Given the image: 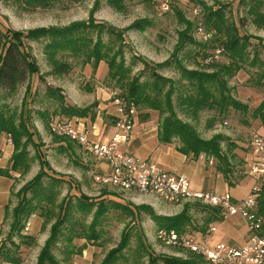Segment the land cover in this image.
Returning a JSON list of instances; mask_svg holds the SVG:
<instances>
[{
    "label": "rangeland",
    "instance_id": "obj_1",
    "mask_svg": "<svg viewBox=\"0 0 264 264\" xmlns=\"http://www.w3.org/2000/svg\"><path fill=\"white\" fill-rule=\"evenodd\" d=\"M242 1L192 0L189 3L174 2L168 12L161 11L158 3L153 0H124L115 8L109 6L107 0H60L48 9H37L32 12H26L12 4H5L0 1V23L11 30L22 33L41 28L66 29L81 23L91 27L104 24L121 33L124 40V57L126 64L131 69L129 80L139 76L143 69L141 63L132 65L134 58L140 57L146 60L150 68L154 69L159 76L175 85L176 92L173 95V104L177 118L192 126L203 141H210L218 136L224 140L221 144L222 150L230 159L231 164L229 180L238 184L228 186L222 177L216 181L213 179L206 181L204 167L207 166L213 173H216L217 161L211 157L200 155L199 158L202 160L198 158L194 164H191L194 169L185 173L191 184V189L196 192H202L206 189L215 194L229 192L236 199H241L246 195L248 196L255 185V179L248 175L245 162L246 154L250 153L248 133L250 130H256L264 135V123L252 116L254 110L264 101V88L252 87L248 81L250 77L257 74L259 69L245 66L233 78L228 79L230 96L246 105V112L230 110L228 115L222 117L214 111H203L198 113L196 118H193L192 115L183 113L178 106L179 95L189 94L190 88L187 86L188 83L181 78L180 66L177 64H181L187 71L213 72V69L206 65L201 57L203 48L208 54L213 53L210 41L214 38V34L213 32L210 34L209 28L204 25V17L209 9L215 11L223 8L226 21L232 22L238 28L240 36H252L264 41V26L257 27L250 22L246 17V8ZM142 22L146 24L144 29L132 28L136 23ZM88 36L96 39L97 30L90 32ZM188 38H191L192 42L195 43L187 42ZM102 39L107 42V36L104 34ZM27 46L36 60L39 76L36 75L28 83L19 86L17 91L1 105L7 106L9 113L14 114L17 126L20 125V115L24 114L29 128L38 135L45 160L50 168L64 180L60 187L61 196L58 197L56 204L52 207L53 214L58 212V204L69 190L72 194L71 203L72 205L75 204L76 195L69 180L78 185V190L84 196L107 205V219L104 221L99 241L102 245L94 247L95 254L87 264H100L107 252L118 245L122 233L128 226L133 228L132 247L136 245L135 234L142 232L146 242L158 255H165L194 264H209L202 259L199 260L185 249L168 247L158 242L155 237L156 226L148 216L143 215L138 222H134L130 218H124L121 212L114 208L113 204L118 202L131 206H146L151 208L156 216L160 217H175L190 208L187 212L197 228L204 224L206 212L201 211L202 207L193 206L195 204L168 205L153 195H141L133 191L120 192L115 188L103 186L95 182L92 172H96L95 165L105 170L106 164L87 154L69 139L53 135L50 132L51 119L60 122L65 121V117L60 114L62 103L75 106L81 110L92 109L95 114L100 112L104 118L108 119L106 111L99 107H108L113 112V106L110 103L111 93L127 94L125 89L120 88V83L117 80L109 77L108 66L102 62L97 68H94L92 62L85 64L83 57L76 58L68 55L63 60L70 65L71 69L67 74L59 75L54 73L53 67L45 58L43 53L44 41H30ZM261 61L264 62V54L261 55ZM216 63L227 64L228 59L222 55L216 59ZM151 81L153 79L150 78L148 72L142 74L140 83ZM123 82H128V80L125 81L124 79ZM48 88L59 89L64 100L60 101L48 96L46 94ZM165 90H167V86ZM160 100L164 106L163 95H161ZM140 108L137 110L136 122L148 123L151 127L148 133H152L154 137L142 142L141 144L145 149H140V152L136 154L141 159L147 158L159 166V158L168 157L180 144L175 137L170 143L162 142L156 134L155 130L157 129L159 132L167 114L160 116L158 111L146 107ZM40 114H46L45 120L40 118ZM135 126L133 132H138L139 125L136 128ZM12 141L11 135L3 134L0 141L1 150L4 149L6 153L7 149L4 148V145L11 144L13 147ZM228 146L230 151H228ZM28 151L30 157L27 160L28 171L26 173L23 175L12 173V179L0 177V245L7 243V235L14 220L12 210L19 200L18 190L31 182L40 172L41 164L36 147L28 146ZM5 153L2 151L0 159ZM12 154L7 164L1 163L2 165H0V169L6 170L7 173L12 164ZM187 157L190 158L191 156ZM182 172L183 170H181ZM75 209L76 207L72 209L74 217L82 218V213ZM91 218L92 215L89 214L86 226H88ZM35 219L36 217L32 216L23 230V234L34 238L35 243L31 247L21 246L17 254L20 264H36L38 254L44 246V244L43 246L39 244L38 239L43 237L38 235L46 234L49 236V229L55 221L54 215H52L48 224L42 225L39 234H35L32 228ZM212 226L216 228V231L211 235V243L221 242L237 246L244 243L249 235L248 228L238 218L223 220L222 223H212L201 236L192 231L190 235L197 239H203L204 236L206 238ZM14 242L18 243L19 239L15 237ZM83 243V241L75 240L74 245L81 246ZM53 251L58 259L63 258L60 249L56 248ZM79 257L81 256L72 257L70 263L77 264L76 260H79Z\"/></svg>",
    "mask_w": 264,
    "mask_h": 264
},
{
    "label": "trees",
    "instance_id": "obj_2",
    "mask_svg": "<svg viewBox=\"0 0 264 264\" xmlns=\"http://www.w3.org/2000/svg\"><path fill=\"white\" fill-rule=\"evenodd\" d=\"M0 1L12 4L26 12H32L37 9H48L60 0ZM122 2L124 0H107L108 5L114 8ZM242 3L246 8V17L250 22L257 27L264 26V0H243ZM204 18V25L209 28L210 34L212 32L214 34V38L210 41L213 53L208 54L203 48L201 57L204 63L213 69V72L187 71L181 64H177L180 66L181 78L188 83L187 86L190 88L189 94L179 95L178 106L183 113H188L193 118L203 111H214L222 117L228 115L230 110L246 112L247 106L230 96L228 79L233 78L245 66L253 69L258 68L257 74L250 77L248 81L252 87L264 88V62L261 61V55L264 54V41L252 36H240L238 28L232 22L226 21L223 8L215 11L207 10ZM145 26L146 24L142 22L136 23L132 28L142 30ZM96 30V39L88 36L90 32ZM103 34L107 36V42L102 39ZM188 39L187 42L195 43L191 38ZM30 41H44L45 58L53 67L54 73L59 75L67 74L71 69L70 65L63 60L68 55L76 58L81 56L84 58L85 64L92 62L94 68L104 62L108 66L109 77L117 80L120 83V88L127 91V94L120 96L133 103L136 110L146 107L158 111L160 116L167 114L158 132V137L162 142L170 143L175 137L180 144L177 151L182 155L191 156L195 160L200 155L215 159L217 161L216 171L224 176L228 186L234 185L229 180L231 175L230 159L223 152L221 146L224 140L218 136L210 141H203L192 126L177 118L173 104L175 85L159 76L154 69L150 68L146 60L140 57L134 58L132 65L141 63L143 69L139 76L129 80L131 69L126 64L124 57L123 35L111 26L101 24L91 27L81 23L66 29L41 28L22 33L11 30L0 23V141L3 134L11 135L13 140L10 170L7 173L6 170L0 169V177L12 179V173L23 175L28 171L27 160L30 157L28 146L36 147L41 164L40 172L17 192L19 200L12 210L14 220L7 235V243L0 245V263L20 264L17 254L21 246L31 247L34 245V238L23 234V230L32 216L41 218L43 225L48 224L52 215L55 219L50 227L49 236L38 254L36 264H69L72 257L81 256L87 247H100L102 245L99 242L103 231L102 227L107 219V205L81 194L78 185L70 180L69 183L76 195L75 204L71 203L72 194L69 190L58 204V212L53 214L52 207L61 196L60 187L64 180L50 168L45 160L38 135L29 128L24 114L20 115V125L17 126L14 114L9 113L7 106L1 105L17 91L19 86L28 83L32 77L39 76L36 60L27 46ZM218 51L219 54H217ZM222 55L228 59L227 64L216 63V59ZM145 72H148L153 81L140 83V78ZM124 79L128 82H123ZM166 86L167 90H165ZM46 94L57 100H64L59 89L48 88ZM161 95H163L164 106L160 100ZM60 114L65 117L64 122L73 117L94 120L96 116L92 109L81 110L63 103L60 106ZM252 116L264 123V101L254 110ZM45 117L46 114H40L41 119L45 120ZM228 151H230L229 146ZM1 153L0 148V156ZM248 154H246L245 162ZM261 188L258 213L264 215V182H262ZM113 206L126 219L130 218L132 221L138 222L143 215L148 216L154 222L157 230H173L180 235H190L192 231L201 236L210 224L222 223L224 220L220 210L199 204L193 206L202 207L201 211L206 212L204 224L199 228L194 226L192 217L187 212L190 208L175 217H160L146 206H131L118 202H114ZM74 207H76L75 210L82 213V218L74 217L72 212ZM89 214L92 215V218L86 226ZM132 231V226H128L124 230L118 245L107 252L100 264H194L156 254L150 244L146 242L142 232L135 234L136 245L132 247ZM15 237L19 239L18 243L14 242ZM75 240L84 243L81 246H76L74 245ZM56 248L60 249L63 254L61 260L53 251Z\"/></svg>",
    "mask_w": 264,
    "mask_h": 264
},
{
    "label": "built area",
    "instance_id": "obj_3",
    "mask_svg": "<svg viewBox=\"0 0 264 264\" xmlns=\"http://www.w3.org/2000/svg\"><path fill=\"white\" fill-rule=\"evenodd\" d=\"M153 1L158 3L161 11L168 12L174 2L189 3L192 0ZM110 96L112 120L117 131L112 139L103 143L93 142L89 135L96 130L94 124L88 131L82 123L75 126L54 119L49 125L50 132L69 139L87 154L106 164L105 170L92 172L95 182L120 192L153 195L168 205L199 204L216 208L224 220H242L249 233L246 242L240 246L211 243V235L216 231L214 226L210 227L207 237L203 239L180 235L173 230H157L155 237L158 242L168 247L185 249L209 264H264V215L258 213V200L264 182V135L256 130L248 133L250 153L246 167L248 175L255 179V185L246 198L237 200L229 193L196 192L191 189L189 179L184 175L166 171L156 163L127 151L137 120V110L125 97L117 93H111Z\"/></svg>",
    "mask_w": 264,
    "mask_h": 264
},
{
    "label": "crops",
    "instance_id": "obj_4",
    "mask_svg": "<svg viewBox=\"0 0 264 264\" xmlns=\"http://www.w3.org/2000/svg\"><path fill=\"white\" fill-rule=\"evenodd\" d=\"M99 108L101 110H103V111L104 110L106 111V115L108 116L109 120L107 118H104L103 115L100 112H98L96 114L94 120H90L89 118H84L83 119L81 117H73L71 119H66V120H67V122H69L71 124H74L75 126H78L79 124L82 123V124L85 125V127H86V129H88V131H90V128H91L92 124H94L96 126V130H95V132L93 134L89 135L90 139L93 142L103 143V142H106V141L112 139L116 135L117 131L114 128V124H113L114 122L112 121V112H111V110H109L108 107H104V106H101ZM135 125H136L135 128L137 127V125H139L138 126L139 127L138 128V132H133L132 131V135H131V139H130L129 145L127 147V151H129V152H131V153H133L134 155L137 156L136 153L140 152V149H142V150L145 149L144 146H142L141 143L145 142L148 138L154 137V136L152 135V133H148L149 129H151V127L149 126L148 123H138V122H136ZM155 131H156V134H158V130L156 129ZM4 148L7 149V151L5 153V150L4 149L2 150L5 154L0 159V161H1L0 165H2L1 163L7 164L8 160L10 158V155L12 154V151H13V147H12L11 144L4 145ZM197 160H194L191 157L189 158L187 156L182 155L175 148V151L172 152L171 155L169 154L168 157H163L162 156L161 158H159L158 161L160 163L159 166H161L162 169H164L166 171H169V172H172V173H175V174L184 175L185 177H187L185 173H187L188 170L191 171V170L194 169V167H192L191 164H194V162H196ZM199 160H202V158H199ZM5 164H3V165H5ZM204 166H205V164H204ZM94 168H95L96 172H101V169H102L101 167H97V165H95ZM181 170H183L184 173L183 172L181 173ZM178 172H180V173H178ZM204 177H205L206 181L212 180V179L214 181H216L218 178L222 177L223 180L225 181V183L227 184V182L224 179L223 175H221L219 172L213 173L211 171V169H209L207 166L204 167ZM233 183H234L233 186L238 184V183H235V182H233ZM208 192H212V191L208 190ZM226 193H229V192H226ZM222 194H224V193H222ZM230 195L233 196L232 194H230ZM246 196L244 198H246ZM244 198H241V199H244ZM241 199H237V200H241ZM42 225H43V221L41 220V218L36 217V219L34 220V222L32 224V228L34 229L35 234H37V233L39 234L40 230L42 229ZM38 236L39 237H43V238L38 239L39 244L41 246H43V244L45 243V241L48 238V235L39 234ZM245 242L246 241H244V243ZM244 243H242V244H244ZM237 246H240V245H237ZM93 249H95V248L90 246L86 250H84L83 251V255H81V257H79V260H76L77 264H87L88 261L91 258H93L94 254H95V251Z\"/></svg>",
    "mask_w": 264,
    "mask_h": 264
}]
</instances>
